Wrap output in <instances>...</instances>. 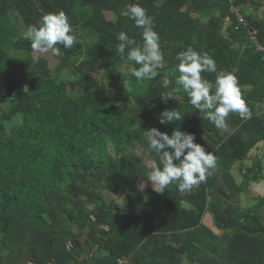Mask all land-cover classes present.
I'll return each instance as SVG.
<instances>
[{
    "label": "trees",
    "instance_id": "trees-1",
    "mask_svg": "<svg viewBox=\"0 0 264 264\" xmlns=\"http://www.w3.org/2000/svg\"><path fill=\"white\" fill-rule=\"evenodd\" d=\"M129 4L146 9L160 36L163 66L152 80L137 82L127 49L124 59L117 51L121 31L143 43L142 29L122 15ZM234 5L263 16L241 12L240 25L226 0H0V264H264V195L240 206V195L264 182L258 153L246 157L264 141V0ZM59 11L78 43L58 45L63 55H53V70L21 33ZM187 47L236 74L249 118L230 114L221 130L183 89L162 98L170 90L162 78L179 75L176 55ZM202 75L215 81L216 73ZM173 109L182 119L161 124V113ZM152 128L193 134L213 153L206 180L190 192L140 190L156 158L146 139ZM244 160L252 165L243 166L239 184L232 169ZM206 212L219 234L203 224Z\"/></svg>",
    "mask_w": 264,
    "mask_h": 264
},
{
    "label": "clouds",
    "instance_id": "clouds-1",
    "mask_svg": "<svg viewBox=\"0 0 264 264\" xmlns=\"http://www.w3.org/2000/svg\"><path fill=\"white\" fill-rule=\"evenodd\" d=\"M230 10H231V5ZM233 6L234 0H233ZM240 11L242 7H239ZM137 28L142 29V44L121 31L117 34V51L126 61L135 66L130 69L131 77L137 82L152 80L157 77L158 69L163 66V53L160 47V36L154 30L153 17L147 14L139 4H129L122 12ZM21 38L29 41L34 50L51 52L61 56L65 49H71L78 43L69 17L65 12H49L44 14L37 24H29L21 33ZM179 63L176 65L178 76L174 80L169 76L162 78V86L170 89L162 98H172L181 89L189 98V103L204 114L217 129L226 130L230 114L238 113L242 119L250 117L251 113L242 94L238 77L234 72L218 71L215 59L208 53H200L192 47L176 55ZM138 66V67H136ZM203 73H216L215 81L206 79ZM179 87H170L173 85ZM182 119L178 110H165L160 115V123L168 124ZM146 139L155 157L147 161L150 169L148 180L153 191L163 193L170 186H175L180 192H190L194 187L205 181L216 167L217 159L211 152L195 143V136L190 133L174 130L169 136L156 128L146 131ZM141 189L145 187L140 185Z\"/></svg>",
    "mask_w": 264,
    "mask_h": 264
},
{
    "label": "rangeland",
    "instance_id": "rangeland-1",
    "mask_svg": "<svg viewBox=\"0 0 264 264\" xmlns=\"http://www.w3.org/2000/svg\"><path fill=\"white\" fill-rule=\"evenodd\" d=\"M260 16V15H259ZM257 16V17H259ZM263 16V15H261ZM106 17L107 19H111V16L110 14L107 12L106 13ZM18 27L21 29L22 28V24L20 23L18 25ZM85 40L86 41H93V38L91 37L90 34L88 35H85ZM86 48V51H89L88 47L85 46ZM91 53V55H95L96 54V51H89ZM32 56L33 57H41V58H44L47 60L48 62V66L51 68V69H55V67L57 66V60L54 58V56L52 55V53L49 51L47 53L45 52H40L38 50H33L32 52ZM117 71H120L122 73H125L127 71V67L126 66H122L120 68L117 69ZM18 123V119H15L14 121H10L9 124L7 125L8 127L14 125V124H17ZM258 157L259 159L261 160L262 162V166H263V175H264V143L261 145L259 151H258ZM251 166L252 165V162L249 161V160H244V163L242 162H238L236 163L234 166H233V174L235 175V178H236V181L240 184V182H242V178H241V173L240 171L241 170H244V167L243 166ZM147 186H151V182H149L148 184H146ZM252 185V184H251ZM257 186H260L262 190H264V182H260V183H254V188L256 189ZM264 192V191H261V193ZM252 194V193H251ZM261 195V194H260ZM108 198H111L112 199V196H106V199ZM241 206L243 207H248V206H251L253 205L255 202L253 201L252 198H250V193L249 191L247 192H244L242 195H241ZM203 222L205 223V225L207 226V228H209L210 230H212L213 232H216L217 229L215 228L214 226V222H213V217L212 215L209 213V212H206L205 213V216H204V219H203Z\"/></svg>",
    "mask_w": 264,
    "mask_h": 264
},
{
    "label": "crops",
    "instance_id": "crops-1",
    "mask_svg": "<svg viewBox=\"0 0 264 264\" xmlns=\"http://www.w3.org/2000/svg\"><path fill=\"white\" fill-rule=\"evenodd\" d=\"M241 12H248V13H253V9L250 7V6H247V7H244L243 8V11H241ZM256 17L257 16H259V18L261 17V15H263V13H262V11H259L258 13H253ZM238 163V162H237ZM150 181L148 180V179H145V180H140L139 181V188H140V190H147V189H152V186H147L146 184H148ZM141 184H144L145 185V187L143 188V189H141V187H140V185ZM254 185H251L250 187H249V189H248V191H249V193H250V198H252L253 199V201H254V199L255 198H257L258 196H262V195H264V192H262L261 193V191H264V190H262L261 189V187L260 186H257V188L255 189L254 187H253ZM252 193V194H251ZM243 194V193H242ZM241 194V195H242ZM261 194V195H260ZM241 195H240V197H241ZM113 198V197H112ZM113 202H114V204H115V207H120V206H122V202H123V196H118V197H116L115 199H113ZM240 203H241V198H240ZM240 206H241V204H240ZM241 207H243V206H241ZM245 208V207H244ZM203 219H204V217H203ZM202 222H203V220H202ZM203 224L205 225V223L203 222ZM206 226V225H205ZM207 227V226H206ZM215 233H217V234H219L220 232L217 230ZM145 259H146V257H145Z\"/></svg>",
    "mask_w": 264,
    "mask_h": 264
},
{
    "label": "built area",
    "instance_id": "built-area-1",
    "mask_svg": "<svg viewBox=\"0 0 264 264\" xmlns=\"http://www.w3.org/2000/svg\"><path fill=\"white\" fill-rule=\"evenodd\" d=\"M230 5H231V10L234 12L235 16L237 17V20H238V23L240 25H246V21H245V18L243 17V15L241 14V11H240V8L239 7H234L233 6V0H226ZM254 32H250L249 35H250V39L255 41L256 38L254 36ZM259 51H261V53L264 55V48L263 47H259L258 48ZM101 228L105 231L108 230V227L106 225H102ZM73 248V245L72 243L69 241L67 242L66 244V249L68 251H70L71 249ZM116 264H129V261L124 259V258H119L117 259L116 261Z\"/></svg>",
    "mask_w": 264,
    "mask_h": 264
},
{
    "label": "water",
    "instance_id": "water-1",
    "mask_svg": "<svg viewBox=\"0 0 264 264\" xmlns=\"http://www.w3.org/2000/svg\"><path fill=\"white\" fill-rule=\"evenodd\" d=\"M264 143V141L263 140H260V141H258L249 151H248V153L246 154V157L247 158H251V157H253V158H255L256 157V155H257V153H258V151H259V149H260V147H261V145Z\"/></svg>",
    "mask_w": 264,
    "mask_h": 264
}]
</instances>
